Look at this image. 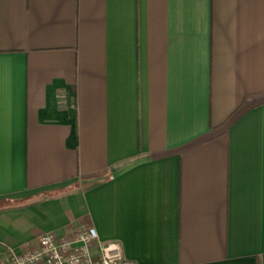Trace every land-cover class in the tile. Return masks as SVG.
<instances>
[{"label":"crops","instance_id":"obj_1","mask_svg":"<svg viewBox=\"0 0 264 264\" xmlns=\"http://www.w3.org/2000/svg\"><path fill=\"white\" fill-rule=\"evenodd\" d=\"M80 225L264 264V0H0V263Z\"/></svg>","mask_w":264,"mask_h":264},{"label":"built area","instance_id":"obj_2","mask_svg":"<svg viewBox=\"0 0 264 264\" xmlns=\"http://www.w3.org/2000/svg\"><path fill=\"white\" fill-rule=\"evenodd\" d=\"M0 264H133L127 261L116 241H101L91 225H80L73 234L61 236L48 232L35 247L13 255Z\"/></svg>","mask_w":264,"mask_h":264}]
</instances>
